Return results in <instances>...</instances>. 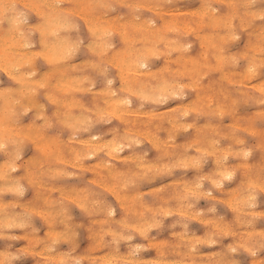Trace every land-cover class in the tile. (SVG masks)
<instances>
[{
  "label": "clouds",
  "instance_id": "obj_1",
  "mask_svg": "<svg viewBox=\"0 0 264 264\" xmlns=\"http://www.w3.org/2000/svg\"><path fill=\"white\" fill-rule=\"evenodd\" d=\"M0 264H264V0H0Z\"/></svg>",
  "mask_w": 264,
  "mask_h": 264
}]
</instances>
